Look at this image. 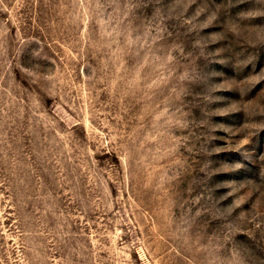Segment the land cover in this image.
<instances>
[{
  "label": "rangeland",
  "instance_id": "1",
  "mask_svg": "<svg viewBox=\"0 0 264 264\" xmlns=\"http://www.w3.org/2000/svg\"><path fill=\"white\" fill-rule=\"evenodd\" d=\"M0 264H264V0H0Z\"/></svg>",
  "mask_w": 264,
  "mask_h": 264
}]
</instances>
